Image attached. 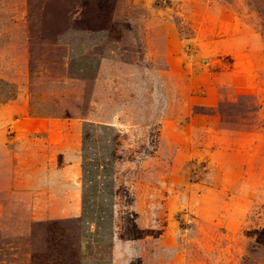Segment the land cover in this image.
<instances>
[{
    "label": "rangeland",
    "instance_id": "rangeland-1",
    "mask_svg": "<svg viewBox=\"0 0 264 264\" xmlns=\"http://www.w3.org/2000/svg\"><path fill=\"white\" fill-rule=\"evenodd\" d=\"M53 118L113 127L84 142L86 254L46 173L21 190L46 129L19 123ZM263 226L264 0H0V264H264Z\"/></svg>",
    "mask_w": 264,
    "mask_h": 264
},
{
    "label": "crops",
    "instance_id": "crops-1",
    "mask_svg": "<svg viewBox=\"0 0 264 264\" xmlns=\"http://www.w3.org/2000/svg\"><path fill=\"white\" fill-rule=\"evenodd\" d=\"M83 122L85 121L67 118L22 120L19 123L21 129H46L42 144L46 150L41 155L40 144H35L34 153L27 155L28 157L22 156L19 167L22 192L30 188V171L46 173L44 193L52 198L53 203L48 212L56 220L78 222L80 249L86 254L87 243L94 235L95 224L85 219L82 209L83 181L87 174L84 167ZM36 139L39 140V136Z\"/></svg>",
    "mask_w": 264,
    "mask_h": 264
},
{
    "label": "trees",
    "instance_id": "trees-1",
    "mask_svg": "<svg viewBox=\"0 0 264 264\" xmlns=\"http://www.w3.org/2000/svg\"><path fill=\"white\" fill-rule=\"evenodd\" d=\"M7 84V83H5ZM13 87V86H12ZM12 94V93H11ZM11 99L15 98V94H13L11 97H9ZM92 127H98L100 129H105V130H111L113 127L112 126H107V125H96V124H93V123H89V122H84L82 124V137H83V141L85 142L86 141V134H87V130L89 128H92ZM84 167H85V164H84ZM254 235H255V240L257 243L259 244H262L264 245V226L263 228L259 229V230H255L254 231Z\"/></svg>",
    "mask_w": 264,
    "mask_h": 264
}]
</instances>
